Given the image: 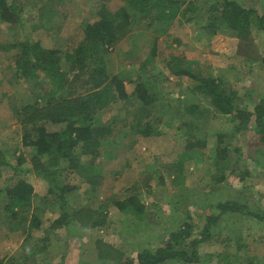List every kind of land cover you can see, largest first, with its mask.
Segmentation results:
<instances>
[{
	"label": "rangeland",
	"instance_id": "374dc122",
	"mask_svg": "<svg viewBox=\"0 0 264 264\" xmlns=\"http://www.w3.org/2000/svg\"><path fill=\"white\" fill-rule=\"evenodd\" d=\"M20 1L28 31L46 46L60 51L62 69L69 66L65 54L82 39L83 24L92 20L101 8L114 12L123 4V0ZM234 1L258 11L264 8V0ZM207 17L208 11L202 10L198 17L190 21L181 19L165 30L157 24L151 27L134 24L122 41L129 46L108 47L104 57L109 72L122 78L126 92L131 94L135 83L141 81L138 63L150 57L155 45L152 73L156 74L153 82L160 100L144 111L133 97L125 102L110 100L111 110L99 111V119L106 122L113 112L131 124L134 120H146L143 116L152 121L161 116L163 121L152 125L159 134L142 137L132 129L127 131L117 167L102 170L98 184L82 182L75 171L63 175L62 181L75 186L68 193L70 208L89 205L100 210L84 229L76 224L69 230L62 226L47 232L57 214L50 209L52 196L45 199L47 185L34 175L25 176L33 187L31 211L40 220L39 228H31V211L14 215L4 209L6 198L0 193V264L8 261L115 264L135 256L143 247L165 245L168 227L185 221L196 231L205 220L208 210L203 206L209 201L235 199L251 207L264 203V169L245 157L242 142L251 131L225 137L230 146L222 167V161H216L215 156L216 135L229 132L231 121L215 115L199 93L187 92L195 82L175 76L168 67L171 56H179L192 72L220 77L237 91V105L245 110L252 107V98L264 94V33L252 29L247 38L239 39L222 25L210 33L200 29L208 22ZM18 33H21L19 26L0 20V150L9 159L30 150L22 145V126L16 111L31 103L43 87L26 84L16 74L13 56L17 49L10 45L20 40ZM130 49L134 51L132 55L127 51ZM188 101L197 102L196 112L181 113L182 117L174 115L176 107ZM250 121L249 117L247 123ZM182 122L194 124L191 133L195 135L192 139L195 147H189L191 144L186 142L184 132L188 129ZM57 128L48 126L51 130ZM235 147L239 151L235 152ZM222 172L225 179L217 182L214 178ZM11 175L7 168L0 170V188ZM126 193H136L144 204V221L128 210L119 211L113 206L111 200L123 198ZM225 225L222 229L221 222L211 240L201 245V260L194 264H222V254H227L233 264H264V222L236 215ZM226 236L230 239L226 240Z\"/></svg>",
	"mask_w": 264,
	"mask_h": 264
},
{
	"label": "trees",
	"instance_id": "16d2710c",
	"mask_svg": "<svg viewBox=\"0 0 264 264\" xmlns=\"http://www.w3.org/2000/svg\"><path fill=\"white\" fill-rule=\"evenodd\" d=\"M197 1L123 0L122 6L114 12L101 8L92 20L83 24L82 39L71 52L65 54L69 66L62 69L60 51L46 46L28 31L23 20L21 1L0 0V20L19 26L21 32L18 33L20 40L10 45L17 49L13 56L17 76L36 88L43 86L31 103L16 111L22 126V145L30 150L26 154H18L14 159L7 158L0 150V170L7 168L12 172L0 188V193H4L6 198L4 209L14 215L29 214L34 196L33 187L25 176L29 174L40 178L47 185L45 199L52 196L50 209L57 216L51 221L47 232L62 226L69 230L76 224L83 229L91 225L92 217L100 210H93L89 205L70 208L68 193L75 186L62 181L63 175L75 171L82 182L98 184L102 170L117 167L120 148L126 145L124 140L128 137L127 131L132 129L142 137L156 135L159 133L153 131L152 125L162 120L161 116L153 121L143 116L146 120L138 119L128 124L126 118L122 119L113 112L106 122L99 119V111L111 110L110 100H115L114 103L125 102L133 97L135 102L142 105L143 111L160 100L153 82L156 74L152 73L155 69L152 61L155 45L150 50V57L146 56L138 63L141 81L135 83L131 94L126 92L123 79L109 72L104 57L108 47L117 44L122 48L129 46L122 41L134 24L143 23L148 27L157 24L165 30L176 21L181 22V19L190 21L194 16L198 17L202 10L208 11V22L200 29H207L210 33H214L221 25L239 39L247 38L252 29L264 33V8L259 11L246 8L234 0ZM127 51L131 55L134 53L133 49ZM168 67L175 76L187 77L195 82L187 92L199 93L215 115L227 117L231 121L229 132L223 131L216 135V161H222L223 167V161L228 157L230 142L225 141V137H235L248 130L251 133L242 139L245 157L251 158L264 169V94L252 98V107L245 110L237 105V91L229 88L220 77L192 72L190 65H184L179 56H171ZM196 107L197 102H185L176 107L174 115L182 117L181 113L186 112L193 115ZM249 117L251 121L247 123ZM182 123L188 129V132H184L186 142L191 144L189 147H195L192 140L195 135L191 133L194 124ZM53 125L58 128L48 129V126ZM117 126L121 129L116 130ZM234 150L237 152L239 148L235 147ZM214 179L217 182L225 179L224 172ZM111 201L117 210H128L141 221L146 219L144 204L136 193H126L123 198ZM205 206L208 213L196 231L185 221L168 227V242L165 245L143 247L135 256L125 261L118 260L115 264L198 263L201 260V245L211 240L221 222L222 229L227 227L225 222L236 215L264 222V203L251 207L239 200L222 199L209 201ZM29 216L32 230L39 228L41 223L37 214L31 211ZM225 239L230 238L226 236ZM220 259L222 264H233L227 254H222ZM7 264L27 262L8 261Z\"/></svg>",
	"mask_w": 264,
	"mask_h": 264
}]
</instances>
